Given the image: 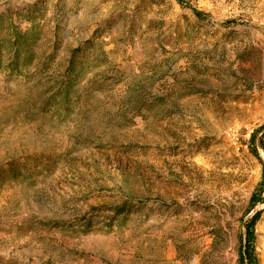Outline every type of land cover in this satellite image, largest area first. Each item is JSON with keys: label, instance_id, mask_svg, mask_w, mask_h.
<instances>
[{"label": "rangeland", "instance_id": "374dc122", "mask_svg": "<svg viewBox=\"0 0 264 264\" xmlns=\"http://www.w3.org/2000/svg\"><path fill=\"white\" fill-rule=\"evenodd\" d=\"M183 1L0 0L42 30L0 73V264H248L257 214L264 264V0ZM88 40L107 62L51 103Z\"/></svg>", "mask_w": 264, "mask_h": 264}, {"label": "trees", "instance_id": "16d2710c", "mask_svg": "<svg viewBox=\"0 0 264 264\" xmlns=\"http://www.w3.org/2000/svg\"><path fill=\"white\" fill-rule=\"evenodd\" d=\"M184 4L183 0H177ZM197 18H204V13L193 10ZM34 19V18H33ZM42 39L41 26L37 23L22 31L21 28L13 22H7L4 17H0V73L8 77L23 76L27 77L29 70L37 59L36 47ZM101 44H96L95 40H88L79 47L73 49L71 58L65 71L56 79L54 89L55 93L50 97V102L55 104H67L79 93L78 87L88 78L89 73L101 69L107 62V56L99 50ZM57 55V46L55 42L54 51L42 63L44 69H49L55 61ZM261 147L264 151V141H261ZM122 209L117 210V217L122 215ZM116 217V218H117ZM258 214L252 219L250 228H248V243L246 246L245 260L252 264L249 257L251 245V235L257 222Z\"/></svg>", "mask_w": 264, "mask_h": 264}]
</instances>
